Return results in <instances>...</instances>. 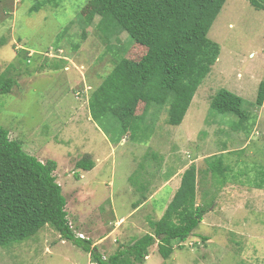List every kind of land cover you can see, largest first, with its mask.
Returning a JSON list of instances; mask_svg holds the SVG:
<instances>
[{
    "label": "rangeland",
    "instance_id": "1",
    "mask_svg": "<svg viewBox=\"0 0 264 264\" xmlns=\"http://www.w3.org/2000/svg\"><path fill=\"white\" fill-rule=\"evenodd\" d=\"M89 1L0 0V77L17 80L10 94H0V126L41 162H57L55 175L73 231L103 256L150 233L149 223L161 219L180 183L176 179L158 195L162 211L148 209L135 224H117L132 211L131 186L138 194L130 181L138 180L134 172L168 178L194 164L200 171L198 203L208 204L209 211L188 240L172 241L170 259L165 261L155 244L144 264H264V188L254 184L264 166V105L256 106L264 81V10L249 0H227L208 34L219 44L220 57L183 123L168 125L167 107L158 117L151 110L145 119L148 138L139 134L135 140L128 133L117 143L119 124L93 120L89 101L114 70L116 48L133 61L147 49L125 33L105 40ZM37 5L41 8L34 12ZM221 89L244 100L242 108L250 115L244 132L232 129L236 117L210 111ZM143 111L140 103L136 115ZM222 154L232 170L223 186L203 176L207 159ZM82 159H93L94 169L77 170ZM165 182L161 177L158 188ZM0 264L93 263L83 249L46 226L23 243L0 248Z\"/></svg>",
    "mask_w": 264,
    "mask_h": 264
},
{
    "label": "trees",
    "instance_id": "2",
    "mask_svg": "<svg viewBox=\"0 0 264 264\" xmlns=\"http://www.w3.org/2000/svg\"><path fill=\"white\" fill-rule=\"evenodd\" d=\"M227 0H90L93 18L99 17L98 29L105 40L126 34L134 44L147 49L139 60L123 56L115 49V68L92 94L89 107L96 121L115 120L118 141L126 134L135 140L148 138L151 128L146 117L168 108L167 123L180 126L193 99L217 63L221 49L208 34ZM264 10V0H249ZM41 5L33 8L39 11ZM83 20L87 23L86 18ZM17 80L0 77V94H10ZM140 103L143 114L136 115ZM244 100L227 89L219 90L211 100L210 111L238 119L235 131L247 130L250 115L243 110ZM264 105V81L258 90L256 106ZM157 119H153L155 121ZM150 135V133H149ZM123 140V139H122ZM211 179L224 185L231 173L224 154L207 159ZM57 162H41L27 153L22 142L10 139L0 126V248L23 243L46 226L56 230L63 241H70L91 256L93 264H144L155 244L166 261L175 248L172 241L183 243L202 224L208 204L198 203L200 171L192 164L182 175L181 185L160 220L150 222L151 232L121 245L105 257L92 241L76 236L66 211L67 202L55 171ZM93 159H82L77 170L89 172ZM257 189L264 188V166L258 170ZM206 240V238H203Z\"/></svg>",
    "mask_w": 264,
    "mask_h": 264
},
{
    "label": "crops",
    "instance_id": "3",
    "mask_svg": "<svg viewBox=\"0 0 264 264\" xmlns=\"http://www.w3.org/2000/svg\"><path fill=\"white\" fill-rule=\"evenodd\" d=\"M186 169L187 168H185L183 170H178L177 172H175L173 174H170L168 176V178L163 177L162 175L154 178L152 175H150L145 170L141 171V172H139V171L134 172V174L135 173L138 174V180L136 181V180H133L134 178H131L130 181L132 183L131 185H133L135 187L134 190L138 194L134 195L132 193L133 192V188L131 186V189H129V194L131 195V200H132V204H131L132 211H131V213L129 214V216L127 218H121L117 222V224L121 223V222L123 223V222H126V221H130V222H132V224H135V221L137 220L138 216L143 214L144 212L148 211V209L153 210L154 208H156V209H160V211H162L163 208H160V206H162V205L159 204L158 200H157L158 195L160 194V192L162 191L163 188H166L168 186L173 185L175 180L180 178V183H176L174 185V195H175V193L177 192V190L179 189V187L181 185L182 175H183V173L185 172ZM82 172H84V171H82ZM161 177H162V179H165L166 182L161 187L158 188L157 182L161 179ZM88 190L91 191L89 189V185H88ZM137 195H138V197H137ZM174 195H173V197H174ZM173 197H172V199H173ZM108 199L110 200V203H111V198L108 197ZM172 199H171V201H172ZM171 201L167 202L168 204L166 203L164 205L165 206L164 212L166 211V209H167L168 205L171 203ZM164 212H162V215L164 214ZM107 239L108 238L102 239V241H100L99 244L100 245L101 244H105ZM132 239H134V238H132ZM97 246H99V245H97ZM120 246L121 245H119L118 247H120Z\"/></svg>",
    "mask_w": 264,
    "mask_h": 264
},
{
    "label": "built area",
    "instance_id": "4",
    "mask_svg": "<svg viewBox=\"0 0 264 264\" xmlns=\"http://www.w3.org/2000/svg\"><path fill=\"white\" fill-rule=\"evenodd\" d=\"M78 237V236H77Z\"/></svg>",
    "mask_w": 264,
    "mask_h": 264
}]
</instances>
